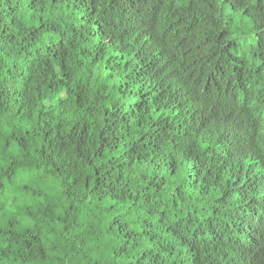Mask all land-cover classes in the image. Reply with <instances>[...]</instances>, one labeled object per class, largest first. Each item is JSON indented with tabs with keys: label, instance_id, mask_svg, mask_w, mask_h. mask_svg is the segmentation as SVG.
Listing matches in <instances>:
<instances>
[{
	"label": "trees",
	"instance_id": "1",
	"mask_svg": "<svg viewBox=\"0 0 264 264\" xmlns=\"http://www.w3.org/2000/svg\"><path fill=\"white\" fill-rule=\"evenodd\" d=\"M0 264H264V0H0Z\"/></svg>",
	"mask_w": 264,
	"mask_h": 264
}]
</instances>
